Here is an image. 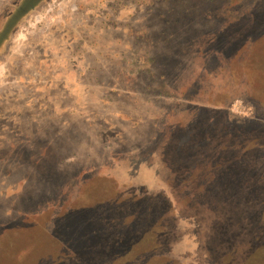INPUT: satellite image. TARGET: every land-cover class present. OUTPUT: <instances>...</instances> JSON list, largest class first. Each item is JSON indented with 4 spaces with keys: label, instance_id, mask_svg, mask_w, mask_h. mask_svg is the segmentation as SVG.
Listing matches in <instances>:
<instances>
[{
    "label": "rangeland",
    "instance_id": "1",
    "mask_svg": "<svg viewBox=\"0 0 264 264\" xmlns=\"http://www.w3.org/2000/svg\"><path fill=\"white\" fill-rule=\"evenodd\" d=\"M0 264H264V0H0Z\"/></svg>",
    "mask_w": 264,
    "mask_h": 264
},
{
    "label": "trees",
    "instance_id": "2",
    "mask_svg": "<svg viewBox=\"0 0 264 264\" xmlns=\"http://www.w3.org/2000/svg\"><path fill=\"white\" fill-rule=\"evenodd\" d=\"M6 32H7V31H5V33H6ZM5 33H4V34H5ZM4 34H3V35H4Z\"/></svg>",
    "mask_w": 264,
    "mask_h": 264
}]
</instances>
